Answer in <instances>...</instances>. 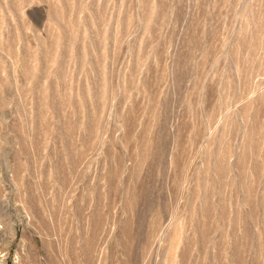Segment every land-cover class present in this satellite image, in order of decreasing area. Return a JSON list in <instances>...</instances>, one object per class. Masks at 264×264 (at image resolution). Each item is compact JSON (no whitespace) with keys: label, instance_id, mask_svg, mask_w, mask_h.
Here are the masks:
<instances>
[{"label":"rangeland","instance_id":"374dc122","mask_svg":"<svg viewBox=\"0 0 264 264\" xmlns=\"http://www.w3.org/2000/svg\"><path fill=\"white\" fill-rule=\"evenodd\" d=\"M0 264H264V0H0Z\"/></svg>","mask_w":264,"mask_h":264}]
</instances>
